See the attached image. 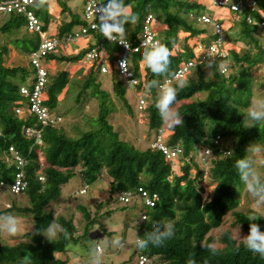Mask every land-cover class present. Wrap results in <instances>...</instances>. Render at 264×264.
Here are the masks:
<instances>
[{
  "label": "trees",
  "instance_id": "1",
  "mask_svg": "<svg viewBox=\"0 0 264 264\" xmlns=\"http://www.w3.org/2000/svg\"><path fill=\"white\" fill-rule=\"evenodd\" d=\"M55 1L61 9V15L69 16L68 22L63 23L58 30L57 40L62 42L77 28L86 24L82 16L72 13L67 0ZM125 2L131 3L133 11L139 14L136 25H126L125 39L132 47L139 43L142 23L147 15L154 18L157 40L167 44L170 49H173V42L175 43L174 55L170 58V73H176L186 62L200 60L199 49L207 47L215 38L210 26L197 22V17L206 14V9H209L204 3L191 0ZM259 9L261 16H264V0L259 3ZM32 10L40 20L42 30L47 31L53 18L49 7L32 6ZM209 10L211 16H207L215 18L213 11ZM248 15L247 11L238 17L233 15L235 20L224 32L230 65L227 73L222 75L213 68L208 69L210 75H207V68L204 67L207 61H204L193 70L194 79L188 78L190 75L185 78H188L187 85L178 91L175 104L182 116L183 126L169 128L162 122L154 104L159 87L152 89L148 96L149 104L144 111L149 132L155 134L159 129L165 128L167 144L180 145L187 158L194 145L200 143L204 136L210 139L207 144L212 149L213 157L209 162L208 179L214 184V188L206 201H203L204 189L201 186L204 171L194 158H188L186 163L173 170L162 153L150 147L142 151L122 141L108 122L111 100L109 93L102 90L98 82L100 75H106L100 71L103 63L108 67L107 74L112 75L115 96L126 109L129 106L123 84L113 78L116 74L115 55L120 52V48L104 38L98 29L90 32L94 42L78 54L65 56L51 53L45 59L70 66L83 61L93 46H103V57L90 66L77 94V102L84 101L87 92L97 99V128L81 132L76 137L70 136L60 125L45 128L38 126L36 118L26 111V98L20 94L21 87L30 85L32 72L22 66L7 67L4 57L8 56L10 48L7 45L0 47V184H10L14 179L15 167L6 163L10 157L9 148L12 147L27 161L24 168L27 189L23 194L28 197L29 206H12L8 211L30 215L34 226L33 231L24 233L23 241L15 245L3 244L0 240V264H21V258L28 254L31 255L32 264H67L66 260H60L56 256L65 253L68 246L80 238L75 237L77 231L73 228L72 221L59 219V224L70 233L68 239L60 235L50 242L43 235L37 234V230L46 228L53 221L54 216L48 206L60 197L63 187L73 177L79 176L89 186L101 179L103 173L110 179L111 196L130 192L134 199L129 206L139 203L140 215H144L145 220H139L136 226L138 235L144 236L150 232L157 221H173L174 237L162 247L150 246L147 250L140 251V254L153 258L157 264H187L190 256L195 259L196 264H264V258L247 250L242 242L237 243L229 231L221 235L219 242L222 247L217 248L215 253L203 247V244H213L210 232L222 225L227 214H231L234 224L240 225L245 235L249 232L248 215L238 210L239 202L235 199L241 181L234 165L237 159L248 155L247 148L250 145L264 148V126L244 128L243 114L239 113L240 109H246L252 102V73L264 61V45L261 43L258 27L247 23ZM3 17L0 33L6 37H14L8 43L18 44L26 51V55L34 53L39 46L40 37L27 31L25 19L14 13ZM254 17L259 19L258 15ZM22 29L26 34L22 33L17 37L15 33L20 34ZM239 44L242 47H238ZM143 51L141 49L130 55L129 64L135 76L143 75L145 82L156 80L160 85L165 79L172 77L155 75L146 66L141 67ZM70 75L69 68L48 75L44 104L52 113L57 110L59 96L71 82ZM199 94L205 95L203 100L191 101ZM19 103L24 111L18 116L15 108ZM26 127L41 129V145L36 144L33 137H27L23 133ZM217 136L221 139L218 147L211 143V139ZM220 148L232 154L219 156ZM192 169H195L193 176ZM40 177L44 178L43 182L39 180ZM139 189L150 195H157L154 207L141 205L137 194ZM103 207V204L97 205L94 214L88 209H82L88 227L101 217L99 213ZM106 214H111V211ZM252 222L257 223L261 231H264L263 217ZM136 253L135 248L131 259Z\"/></svg>",
  "mask_w": 264,
  "mask_h": 264
},
{
  "label": "rangeland",
  "instance_id": "2",
  "mask_svg": "<svg viewBox=\"0 0 264 264\" xmlns=\"http://www.w3.org/2000/svg\"><path fill=\"white\" fill-rule=\"evenodd\" d=\"M83 1L84 0H67V5L70 7L73 14L82 16L81 8ZM191 1L204 3L209 9L214 8L211 6L212 0ZM209 9H206L205 13L211 16ZM233 15L231 13V16ZM64 17L66 20L69 18V16ZM3 18V16H0V26L3 23ZM224 28L226 31L228 29V25H225ZM22 33L26 34V31L22 29L20 34L15 33V35L20 37ZM259 37L261 39V43L264 45V36L260 31ZM13 38L14 37L12 35L11 37H6L0 33V47L7 45V47L10 48V53L8 56L4 57V64L7 67H10L14 60L12 58V45L8 43V40ZM238 47H242V44H239ZM140 66H144L143 63H141ZM75 69L76 68H74V66L69 67L71 72ZM205 71L207 75H210V71L208 69H205ZM115 73L116 74L113 77L114 80L120 81L122 83L120 76H118L117 72ZM81 77L83 78V76ZM82 78H74L73 80L71 79V82L68 86V91H64L61 94V102L59 103L56 110V115L62 118V123L60 126L72 137L79 136V133L81 132L95 130L97 128V123L95 122L98 115L97 99L92 98L91 93L87 92L85 95L86 99L84 101L77 102V94L80 90V84L83 81ZM188 78L194 79L195 71H192ZM98 82L101 85V89L109 93L111 100V113L108 117V122L112 125L115 132L118 133L119 138L139 150L143 151L148 148L154 138V133H151L148 130L146 114L144 112H139L137 109V94L122 83L126 90L125 99L127 100L129 106L128 109H126L120 99H118L114 94L111 74L100 75ZM252 92V100L257 95H264V61L259 65V68H257L252 73ZM63 95L64 98H62ZM204 97V94H199L192 98L191 101L203 100ZM165 126L167 127V125ZM260 147L263 148L262 146ZM248 155H251V153H248ZM261 155L264 156V152H262ZM199 163L200 161L197 165L204 171V177L201 183V186L204 189L202 196L205 198V200H207L212 194L214 184L209 182L208 168H204ZM259 170L262 174H264V167H260ZM191 174L192 176L195 174V169H192ZM109 183L110 179H108L105 176V173H103L102 178L93 185L87 186L83 183L79 176H75L67 185L63 187L61 195L58 199L65 197L67 192H71L73 194L72 202L74 203V207L72 206L71 208H64L62 211H59L60 213L57 214L58 223L60 218H63L66 221H72L73 228H77L79 230L76 232L75 237L78 236L77 234H80L81 236L78 241L71 243L68 246V250L65 253L57 255L60 260L69 259L68 264L87 263V253L90 247V240H98L103 238V236H106L110 239L113 235L119 233L126 240L132 241L135 239L137 235L136 226L138 225L139 220L141 221V215L139 212L140 205L138 202L132 206L120 204L116 200L117 198L115 195H110ZM84 187H87L86 192L84 194H79V191ZM235 199L239 202V211L247 215L256 214L259 217L261 216L264 218V206L259 208L256 207L255 202L247 193L242 183L236 190ZM99 204L104 205L99 213L101 217L97 218L96 222L94 224H90L88 227L83 216L84 214L82 209H88L91 211V214H94L95 207ZM50 205L51 203L48 206L49 211L51 209ZM12 206L17 208L28 207L29 199L25 194L12 195L7 190L0 189V216H16L24 225V231L19 237L7 238L0 236L1 242L8 245H15L23 241L22 235L26 232H32L34 228L31 216L28 214H18L15 211H8V209ZM108 210L111 211V214L109 215L106 214V211ZM55 211L58 212L56 209L51 210L50 212L54 214ZM108 229H111V231ZM225 231H229L232 238L237 243L242 242V240L238 238L239 226L234 224V218L231 216V214H227L223 218L222 225L210 232V236L213 238V244H215L216 248L222 247L219 239ZM243 236H245V234L240 228V237L242 238ZM134 250L135 246L133 244H129L124 249H114L109 247L106 250L104 256V264H133V258L131 259V257Z\"/></svg>",
  "mask_w": 264,
  "mask_h": 264
},
{
  "label": "built area",
  "instance_id": "3",
  "mask_svg": "<svg viewBox=\"0 0 264 264\" xmlns=\"http://www.w3.org/2000/svg\"><path fill=\"white\" fill-rule=\"evenodd\" d=\"M261 1L262 0H227V3H225V0H212L211 6L227 10L236 17H238V15L244 14L247 11L249 14L246 18L247 23L256 25L258 30L262 32L264 36V16H261L259 9V3ZM92 2L93 0L83 1L82 18L86 25L81 27L78 32L68 35L64 41L60 42L54 37H49L47 32L42 30V24L32 10L33 5L29 2V0H0V16L12 13L21 15L26 21L27 31L36 33L40 37V43L37 50L30 55V67L32 69L31 83L29 86H23L20 89V94L27 100L24 105L26 111L36 118L37 124L40 126V128L54 127L62 123V118L52 113L44 104V92L49 75L45 59L47 55L54 53L62 43L66 44L82 38L87 39L90 36L91 31H96L98 29L95 27L98 22L90 7ZM94 2L100 3L99 0H94ZM254 15H258L259 19L257 20ZM197 22L201 25L210 26L213 29L215 38L207 47H201L199 49L200 60L189 61L180 66V68L175 73L177 77L182 75V77L185 79L191 74V72L199 63L208 61L210 56H215L219 59L223 58L228 61V50L225 47V28L223 24L219 23L215 18H210L207 16V14H202L197 17ZM155 28L156 25L153 16L147 15L142 23L141 34L137 46L132 47L130 44L131 48L126 49L124 46L116 43V45L120 48V52L115 55L116 72L118 76H120L122 83L137 94V109L139 112L145 111L149 104L150 98L142 96L145 79L143 75L140 77L134 75L130 68L129 59L132 53H138L139 50L144 49V45L146 43L157 40V32ZM213 46H215L216 52L211 51ZM102 57L103 46L95 45L85 55L83 62L91 66L94 62L99 61ZM126 57H129L128 71L130 75L124 73L120 66V62ZM100 71L101 74H107L108 67L106 64L103 63L101 65ZM133 79L136 81V83L129 85V81ZM165 83H169L174 86L177 84V80L173 79V77H170L165 79L161 85ZM23 111L22 104L19 103L15 108V113L19 116L23 113ZM23 133L27 137H33L35 139V143L41 145V129L26 127L23 129ZM209 141L210 139L207 136H204L200 143L194 145L188 156V158H194L197 164L200 161L199 164H201L204 168H209V162L213 157L212 149L207 144ZM211 143L214 146H220V137L217 136L211 139ZM149 147L154 151L162 153L173 170L177 169L188 161V158L184 156L183 149L180 145L170 146L167 144L165 128L159 129L154 134V138L151 141ZM205 151H210V153H203ZM227 152L228 151L220 148L219 156H228ZM9 153L10 157L7 158L6 163L9 165H14L16 172L14 174L12 183H1L0 188L7 190L12 195H20L23 194L27 189V182L24 179V168L27 164V161L22 158L12 147L9 148ZM39 180L43 182L44 178L40 177ZM13 186H15L14 189ZM86 188L87 187H84L79 192V194H84L86 192ZM123 193H127V195H125L122 199L121 195H123ZM137 194L143 207L152 208L158 200L156 194L150 195L143 189H139ZM115 196L117 198L116 200L122 205H129L134 199L133 194L130 192H120ZM203 201H206L205 198H203ZM143 220H145V216L141 215V221ZM136 250L137 253L133 257V264H157L153 258L144 256L140 254V250Z\"/></svg>",
  "mask_w": 264,
  "mask_h": 264
},
{
  "label": "clouds",
  "instance_id": "4",
  "mask_svg": "<svg viewBox=\"0 0 264 264\" xmlns=\"http://www.w3.org/2000/svg\"><path fill=\"white\" fill-rule=\"evenodd\" d=\"M30 3L36 8L44 6L52 7L55 0H29ZM227 3V0H225ZM92 13L97 20L95 27L99 32L112 43H119L126 49L131 46L126 42L127 28L126 25H136L139 22V14L133 11L131 3H126L125 0H102L101 3H95L94 0L90 4ZM235 8V7H234ZM222 40V39H221ZM175 43L173 42V49ZM170 49L167 44L159 40L149 42L144 45L142 54V63L155 75H171L173 79L177 80L175 86L165 83L160 85L158 81L152 80L145 82L143 85L142 96L148 97L154 87H159L155 99V107L158 110L162 122L169 128L183 126L182 116L175 108L177 101L178 91L187 85V81L182 77H177L175 73H170L171 57L174 55V50ZM216 52L215 46L211 49ZM129 57L124 58L120 62V66L124 73L129 74ZM229 62L226 59L216 60L215 56H210L204 67L211 70L216 68L222 75L225 74L229 68ZM133 79L129 81V85L135 84ZM239 113L243 114L244 128L257 127V125L264 126V95H257L253 98L252 102L246 109H240ZM251 155L243 156L235 161V169L239 175L241 183L244 185L245 190L255 202L256 207L264 206V174L259 170L264 167V148L260 146L251 145L247 149ZM203 153H210L205 151ZM231 155L232 152H227ZM15 186H13V189ZM127 195L123 193L121 198ZM256 214H249L247 216L249 223V232L247 235L240 237L244 247L258 254L264 258V231H261L257 223H253L259 219ZM111 231V229H108ZM24 231V225L20 219L13 215L0 216V236L7 238L19 237ZM37 234L43 235L48 241L52 242L63 235L65 239L70 237V233L62 225L58 223L57 213L55 211L53 221L44 229L37 230ZM175 235V226L172 220H161L153 224L152 230L147 232L144 236L136 235L132 241L126 240L121 234L113 235L110 239L106 236L98 240H90V247L88 249L87 264H104V256L106 250L111 247L114 249H124L129 244H133L136 249L140 251L147 250L150 246L162 247L165 242ZM203 247L208 251L215 253L217 248L215 244H203ZM21 264H32L31 255H25L21 258ZM187 264H196V261L191 256L187 260Z\"/></svg>",
  "mask_w": 264,
  "mask_h": 264
},
{
  "label": "crops",
  "instance_id": "5",
  "mask_svg": "<svg viewBox=\"0 0 264 264\" xmlns=\"http://www.w3.org/2000/svg\"><path fill=\"white\" fill-rule=\"evenodd\" d=\"M210 9H211V11H213L214 17L217 21L218 20L222 21L221 23L223 24L224 27H225V25H228V29H229V27H231L232 21L235 20V17L231 16L230 12H228L227 10H224V9H216V7L210 8ZM220 10H222V11H220ZM81 11L83 13V5L81 8ZM49 12L53 16V18H52V21H51L46 32H47L49 37H54L57 39V34H58V30H59L60 26L63 23L68 22L69 18L66 20L65 17L63 15H61V9H60V7L56 1L52 7H49ZM79 29L80 28H77L74 31V33L78 32ZM93 42L94 41L89 36L87 39L82 38V39H78V40L70 42V43H66V44L62 43L54 53H55V55H65V56L76 55L80 51L86 49ZM11 45H12V48H11L12 58L14 60H13L12 65L10 67L22 66V67H26L29 72H32V69L30 67V55H26L27 54L26 51L23 50L18 44H11ZM70 66H74V68H76L75 70H72V72L70 71V74H71L70 78L72 80L74 78H82L81 76L84 77L90 68V65L85 64L83 61L76 63V64H71ZM70 66L66 65L65 63H59V62H55V61H46V67H47L49 75L56 74V73H58L64 69L69 68ZM64 91L67 92L68 87ZM60 96L58 98L59 103L61 102ZM62 98H64V95L62 96ZM54 114H56V111H54ZM72 195L73 194L71 192H67V195L65 197H63L62 199H58L59 201L57 200V201L52 202L50 205V208H51L50 211L56 209V210H58V212H56L58 214V213H60L59 211H62L64 208H71L72 206L74 207V203L72 202ZM106 212H110V210H108ZM54 214H55V212H54ZM54 214H53V216H54ZM76 231L78 232L79 230L76 228ZM77 235H78L77 237L81 236L80 234H77ZM56 257L59 259L58 256H56ZM66 261L68 264L69 259H66Z\"/></svg>",
  "mask_w": 264,
  "mask_h": 264
}]
</instances>
